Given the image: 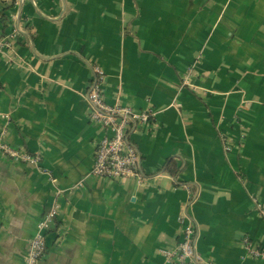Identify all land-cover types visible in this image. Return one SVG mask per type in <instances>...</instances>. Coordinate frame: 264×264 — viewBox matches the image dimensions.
<instances>
[{
  "label": "crops",
  "instance_id": "1",
  "mask_svg": "<svg viewBox=\"0 0 264 264\" xmlns=\"http://www.w3.org/2000/svg\"><path fill=\"white\" fill-rule=\"evenodd\" d=\"M96 66L108 103L152 110L140 180L92 173ZM56 205L37 264H175L183 218L213 264H264V0H0V264Z\"/></svg>",
  "mask_w": 264,
  "mask_h": 264
},
{
  "label": "built area",
  "instance_id": "2",
  "mask_svg": "<svg viewBox=\"0 0 264 264\" xmlns=\"http://www.w3.org/2000/svg\"><path fill=\"white\" fill-rule=\"evenodd\" d=\"M94 80L89 88L88 99L91 106L90 118L100 124L105 132L96 145L95 161L92 173L96 176L120 179H141L140 156L130 140L131 134L138 128L153 121L152 110H137L130 105L110 104L104 97L103 70L94 67ZM3 153L18 158L19 154L10 145L1 142ZM25 160L37 163L38 156L26 154ZM58 206L47 214L38 224V232L31 239L26 264H37L47 251V231L58 213ZM184 224L181 239L175 248L164 249L163 254L175 264H213L197 250V229L191 221L182 219ZM245 247L250 255L260 257L264 250L253 247L251 240L245 238Z\"/></svg>",
  "mask_w": 264,
  "mask_h": 264
},
{
  "label": "trees",
  "instance_id": "3",
  "mask_svg": "<svg viewBox=\"0 0 264 264\" xmlns=\"http://www.w3.org/2000/svg\"><path fill=\"white\" fill-rule=\"evenodd\" d=\"M12 1H17V0H12ZM174 165H175V163H174L173 159H171L165 168L167 170L171 171L173 174H177L180 171L181 167L177 168Z\"/></svg>",
  "mask_w": 264,
  "mask_h": 264
}]
</instances>
